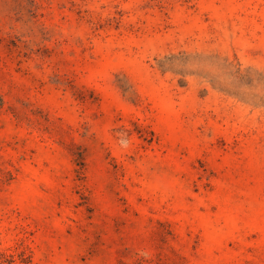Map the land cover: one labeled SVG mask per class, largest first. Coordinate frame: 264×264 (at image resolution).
<instances>
[{
	"label": "rangeland",
	"instance_id": "rangeland-1",
	"mask_svg": "<svg viewBox=\"0 0 264 264\" xmlns=\"http://www.w3.org/2000/svg\"><path fill=\"white\" fill-rule=\"evenodd\" d=\"M0 264H264V0H0Z\"/></svg>",
	"mask_w": 264,
	"mask_h": 264
}]
</instances>
